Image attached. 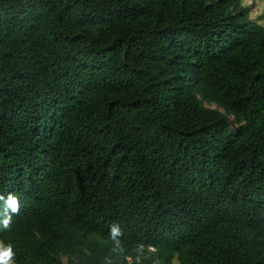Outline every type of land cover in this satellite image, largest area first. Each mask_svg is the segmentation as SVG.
<instances>
[{"label":"trees","instance_id":"obj_1","mask_svg":"<svg viewBox=\"0 0 264 264\" xmlns=\"http://www.w3.org/2000/svg\"><path fill=\"white\" fill-rule=\"evenodd\" d=\"M0 197L14 264H264V26L243 0H0Z\"/></svg>","mask_w":264,"mask_h":264},{"label":"clouds","instance_id":"obj_2","mask_svg":"<svg viewBox=\"0 0 264 264\" xmlns=\"http://www.w3.org/2000/svg\"><path fill=\"white\" fill-rule=\"evenodd\" d=\"M0 199H3L0 197ZM6 205L11 209L13 213L18 211V199L13 195H9L6 200ZM11 223V216L6 215L2 220L4 228H8ZM122 235L121 230L117 226L111 228V237L114 241V251H122L119 237ZM14 253L12 251V246L9 244L5 246L3 243H0V264H13Z\"/></svg>","mask_w":264,"mask_h":264},{"label":"rangeland","instance_id":"obj_3","mask_svg":"<svg viewBox=\"0 0 264 264\" xmlns=\"http://www.w3.org/2000/svg\"><path fill=\"white\" fill-rule=\"evenodd\" d=\"M243 4L250 7V17L259 25L264 26V0H243ZM173 264H178V262L174 261Z\"/></svg>","mask_w":264,"mask_h":264},{"label":"built area","instance_id":"obj_4","mask_svg":"<svg viewBox=\"0 0 264 264\" xmlns=\"http://www.w3.org/2000/svg\"><path fill=\"white\" fill-rule=\"evenodd\" d=\"M149 250L150 251H154V248L153 247H149ZM153 264H159L158 261H154Z\"/></svg>","mask_w":264,"mask_h":264}]
</instances>
